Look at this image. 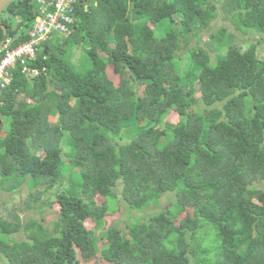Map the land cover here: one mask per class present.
<instances>
[{
	"label": "trees",
	"instance_id": "1",
	"mask_svg": "<svg viewBox=\"0 0 264 264\" xmlns=\"http://www.w3.org/2000/svg\"><path fill=\"white\" fill-rule=\"evenodd\" d=\"M37 7L5 6L8 47ZM219 11L259 37L211 31ZM64 38L0 96V191L33 187L0 211V264H264V0H80ZM42 196L50 230L19 214Z\"/></svg>",
	"mask_w": 264,
	"mask_h": 264
},
{
	"label": "built area",
	"instance_id": "2",
	"mask_svg": "<svg viewBox=\"0 0 264 264\" xmlns=\"http://www.w3.org/2000/svg\"><path fill=\"white\" fill-rule=\"evenodd\" d=\"M37 15L33 25L28 29V38L14 47H4L0 58V96L12 78V69L21 67L24 71L34 72L29 68L28 60H34L37 51L52 34L68 36L75 19V5L80 0H35ZM1 104V100H0Z\"/></svg>",
	"mask_w": 264,
	"mask_h": 264
},
{
	"label": "rangeland",
	"instance_id": "3",
	"mask_svg": "<svg viewBox=\"0 0 264 264\" xmlns=\"http://www.w3.org/2000/svg\"><path fill=\"white\" fill-rule=\"evenodd\" d=\"M6 13L2 14L3 18H8L7 15H5ZM10 18V17H9ZM8 18V19H9ZM12 20V17H11ZM14 21V19L12 20ZM229 26V30L236 32L233 27L230 25L229 21L226 20L223 17V13H221V11H219V14L217 15V17L215 18V20H213L212 24H211V31L216 30L218 27L220 26ZM23 27H21L22 29ZM238 33V32H236ZM238 39H240V41L242 43H247L250 41H255L256 38L259 37V34L254 35V36H245L243 34L238 33ZM207 37V32H201L199 33L195 38L192 39V44L195 43H200L201 45H203V41L206 39ZM64 36H58L57 34H52L50 36V38L48 39V42L51 44V46L61 43L62 41H64ZM198 40H200L198 42ZM70 45V44H69ZM72 61L74 63H78V60L80 59V54H81V47L80 45H72ZM258 51L260 52V56L264 57V42L263 43H258ZM108 75L111 77L112 74L110 72H108ZM169 120L174 121L176 119V115L171 113L168 116ZM30 190H33L32 184L31 183H22V185L20 187H18V189L14 192H9V191H0V211L1 212H5L6 211V207L8 205H10V207L16 206V205H23L25 199L27 198V195L29 193ZM45 197H40L39 199H37L36 201H34L33 203V208L30 209H21L19 210V214L21 216L22 221H25L28 218H32L35 220H39L41 219L42 224L47 227L49 230L52 228L53 224L56 222V214H54L53 210L51 208H48L46 205L42 204V201L44 200ZM99 202L101 200H98ZM160 204L161 206H169L172 204V199L170 197H168L167 195H164L161 197L160 199ZM160 209V207L158 208H153L151 206L149 207H145L144 209V215L145 217H147L146 213H148L149 211L151 212H157ZM188 210H179L178 213L176 214V219H180L184 213H186ZM129 214V212L125 211L122 214H118V215H109L105 218V224L104 225H108L110 223H117L118 226L122 227L124 225V220L126 218V216ZM135 215H137V217H139L140 213H134ZM87 223L92 224L90 221H87ZM23 238V235L21 234V232L18 234L17 239H21ZM91 264H106L104 262H102L100 259L95 260L94 262H91Z\"/></svg>",
	"mask_w": 264,
	"mask_h": 264
},
{
	"label": "water",
	"instance_id": "4",
	"mask_svg": "<svg viewBox=\"0 0 264 264\" xmlns=\"http://www.w3.org/2000/svg\"><path fill=\"white\" fill-rule=\"evenodd\" d=\"M11 1L13 0H0V15L3 9L5 8V6ZM0 26L2 27L4 34V38L0 41V50H1L6 43V35H7V27L5 24H2L1 19H0Z\"/></svg>",
	"mask_w": 264,
	"mask_h": 264
},
{
	"label": "crops",
	"instance_id": "5",
	"mask_svg": "<svg viewBox=\"0 0 264 264\" xmlns=\"http://www.w3.org/2000/svg\"><path fill=\"white\" fill-rule=\"evenodd\" d=\"M1 14H2V12H1ZM1 16V15H0ZM1 19V18H0ZM15 21H17L15 18H13ZM1 22H2V20H1ZM3 24V23H2Z\"/></svg>",
	"mask_w": 264,
	"mask_h": 264
},
{
	"label": "clouds",
	"instance_id": "6",
	"mask_svg": "<svg viewBox=\"0 0 264 264\" xmlns=\"http://www.w3.org/2000/svg\"><path fill=\"white\" fill-rule=\"evenodd\" d=\"M4 47V46H3Z\"/></svg>",
	"mask_w": 264,
	"mask_h": 264
}]
</instances>
